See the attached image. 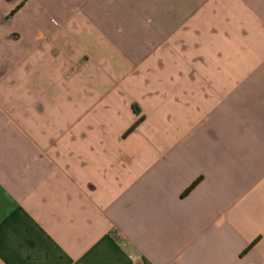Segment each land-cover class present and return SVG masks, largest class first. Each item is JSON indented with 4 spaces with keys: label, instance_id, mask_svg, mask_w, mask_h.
<instances>
[{
    "label": "crops",
    "instance_id": "0c3cea01",
    "mask_svg": "<svg viewBox=\"0 0 264 264\" xmlns=\"http://www.w3.org/2000/svg\"><path fill=\"white\" fill-rule=\"evenodd\" d=\"M33 1L0 0V264H264V0Z\"/></svg>",
    "mask_w": 264,
    "mask_h": 264
},
{
    "label": "rangeland",
    "instance_id": "374dc122",
    "mask_svg": "<svg viewBox=\"0 0 264 264\" xmlns=\"http://www.w3.org/2000/svg\"><path fill=\"white\" fill-rule=\"evenodd\" d=\"M13 0H7V2H12ZM25 0H20V1H18V0H16V2H18L12 9H14L18 4H20V2H24ZM40 1L41 0H34L33 2H32V4H30V5H28V9H26L23 13H22V15H21V17L23 18V19H21V18H19V19H21V20H23V21H25L30 15L29 14H31L32 12H34V13H37L38 12V3H40ZM23 5V4H22ZM21 5V6H22ZM21 8V7H20ZM11 9V10H12ZM11 10L7 13V15L5 16V18H4V20H5V23H8V22H10V19H11V17H13V15L14 14H10V12H11ZM38 14V13H37ZM29 19V18H28Z\"/></svg>",
    "mask_w": 264,
    "mask_h": 264
},
{
    "label": "trees",
    "instance_id": "16d2710c",
    "mask_svg": "<svg viewBox=\"0 0 264 264\" xmlns=\"http://www.w3.org/2000/svg\"><path fill=\"white\" fill-rule=\"evenodd\" d=\"M23 3L24 2H20V4H18L14 9L11 10L10 14L11 15L14 14L21 7V5ZM135 110H136V108H135ZM137 123H138V121H136L131 127H129L126 133L131 132L136 127ZM198 181H199V179H197L194 182H192V184L188 188H186L184 190V192L182 193V195L183 196L186 195L198 183ZM252 245H253V243H251L249 246H247V248L244 251L248 250Z\"/></svg>",
    "mask_w": 264,
    "mask_h": 264
}]
</instances>
